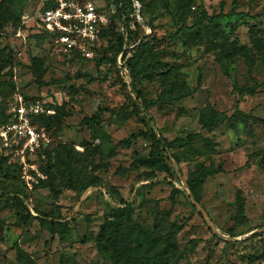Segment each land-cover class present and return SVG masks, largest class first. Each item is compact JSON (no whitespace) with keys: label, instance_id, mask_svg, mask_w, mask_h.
Wrapping results in <instances>:
<instances>
[{"label":"rangeland","instance_id":"rangeland-1","mask_svg":"<svg viewBox=\"0 0 264 264\" xmlns=\"http://www.w3.org/2000/svg\"><path fill=\"white\" fill-rule=\"evenodd\" d=\"M139 1L135 41L117 57L144 100L147 114L136 116L111 112L127 101L119 76L130 81L127 67L118 76L106 61L117 15L96 47L68 55L39 26L50 0H0V118L18 90L44 106L47 125L35 124L50 139L25 171L0 153V264H115L124 246L134 264H160L150 259L161 250L168 264H264V0ZM230 11L242 15L198 21ZM182 19L195 28L170 37ZM254 86L237 106L248 121L202 129L204 114L230 116L238 90ZM154 136L177 140L174 177ZM206 171L217 174L185 189ZM51 215L61 234L47 230Z\"/></svg>","mask_w":264,"mask_h":264},{"label":"built area","instance_id":"built-area-1","mask_svg":"<svg viewBox=\"0 0 264 264\" xmlns=\"http://www.w3.org/2000/svg\"><path fill=\"white\" fill-rule=\"evenodd\" d=\"M119 1L50 0V7L38 16L39 26L65 54L84 53L92 49L112 23L111 18L116 14L115 2ZM131 3L132 18L141 23V5L136 0ZM117 63H120L119 59ZM45 112L38 100L27 98L18 90L9 99L8 120L0 125V153L11 154L23 171L33 167L28 165L27 156L50 142L45 130L35 124V119Z\"/></svg>","mask_w":264,"mask_h":264},{"label":"trees","instance_id":"trees-1","mask_svg":"<svg viewBox=\"0 0 264 264\" xmlns=\"http://www.w3.org/2000/svg\"><path fill=\"white\" fill-rule=\"evenodd\" d=\"M105 1V0H104ZM140 5V1L136 0ZM51 3V2H50ZM50 3L47 5H44L43 9H46L48 7H50ZM121 4V6L119 5ZM115 9H116V14L118 16L119 19V25H120V34L116 39V45L115 47V52L112 56H110L109 58H106L107 63L110 64L111 67H113L116 71L118 76L120 75L122 69H124L125 67H127L128 71H129V76H130V81L129 82H125V80L123 78H121L119 76L120 79V83H121V88L122 91H124L125 94V98H126V103L120 107L119 109H113L111 110V112L113 113H118V114H125L127 113V111H131L132 113H134V115L136 116H141L143 113L147 114V110L145 108L144 105V100L141 97V93L139 90H137L136 85H135V80H134V75H133V70L131 68V66L129 65L128 61H126V64H122L119 65L117 63V57L118 55L121 54V59L125 58V52L127 51V49L125 48L126 44H128L130 41L134 42L135 41V37H136V26L140 25L134 18H132V14H133V9H132V3L131 0H120L119 2H115ZM0 14H4V9H0ZM238 15H242V14H237L233 11H230L229 13L223 14V13H219L216 15H208L206 12H202L201 14V18L198 21H207L210 23H216L220 20L223 19H227V18H232ZM140 16L142 18V5H141V9H140ZM246 16V15H245ZM247 17V16H246ZM123 18V19H121ZM143 20V18H142ZM195 28V24L187 27L184 23V20L182 19L180 21V26L178 28V30L172 34L170 37H177L179 36L183 31L186 32H190ZM114 26L112 24H110L101 34V37L103 36V34L105 33H113L114 32ZM50 36V35H49ZM51 37V36H50ZM100 37V38H101ZM52 39V37H51ZM100 41V40H99ZM98 41V42H99ZM97 42V43H98ZM97 43H95L92 46V49L94 47H96ZM3 69V65L0 62V78H1V71ZM255 86L252 87L251 89H246V90H238V100L236 101V108L233 111V113L230 116H227L224 113L221 114H215L212 111L207 112L206 114H204L201 117V127L202 129L206 130L209 129L215 125L221 124L223 122H228V123H235L238 121H242V122H246L248 121L251 117L249 114H245L243 112H241L237 106L240 103V99L243 97V93H246L248 95H252L253 93H255ZM200 89V82H198V84L196 85V87L184 94V95H180L177 96L174 100L179 101L181 99L190 97L192 94L196 93L198 90ZM237 89V88H236ZM17 91V90H16ZM16 91H14L13 93H15ZM13 93L11 94V96L13 95ZM7 107V106H6ZM7 108L4 109L2 116L0 118V125L4 124L7 122L8 120V116L6 114ZM96 117H91V118H86L83 120L84 123H91L93 121H95ZM44 122L46 121V119L44 118V116H39L38 118L35 119V122ZM150 121L152 122L153 120L150 119ZM45 125H47L46 122H44ZM191 136H188V139ZM154 138H156L154 136ZM177 140H174L172 142H166L161 136H158L156 138V143L161 147L162 151H164L165 156V164L169 169V172L171 174V177H174V168H173V163L175 162V156H173L170 152L171 146L176 142ZM0 159L2 158V155L0 154ZM177 163V162H175ZM217 174V171H206V172H202L200 174V176L197 179H193L190 180L189 182H187L188 188L190 189V191H192L193 189V185L199 181H204L207 177L213 176ZM71 183V182H70ZM92 186V183H88L85 185V189L89 188ZM69 189H74L71 184H69L67 186ZM195 198V196H194ZM196 203L198 202L197 198H195ZM129 209L130 206L127 204L124 207L119 208V211L122 214H127L129 213ZM44 220L41 219V222H43ZM47 223V230L51 233H60L64 230V226L65 224L63 223V221L59 218V216H49L48 220H45ZM108 225L113 226L114 229H117L119 227L118 222H107ZM129 230H131L132 232H135L136 234L142 236L145 239H151L149 232L144 229L143 227L139 226L138 224H134L131 223L128 225ZM122 253H124V256H120L118 252H116L111 259L113 260V262L115 264H134L131 262V260H133L132 258V250L128 247V246H124L122 249ZM151 261H155V260H159L160 264H168L167 260H166V251L165 250H161L159 251L157 254L153 255V257L150 259ZM26 264L28 262V259L25 260ZM139 264H146L144 262H140Z\"/></svg>","mask_w":264,"mask_h":264},{"label":"water","instance_id":"water-1","mask_svg":"<svg viewBox=\"0 0 264 264\" xmlns=\"http://www.w3.org/2000/svg\"><path fill=\"white\" fill-rule=\"evenodd\" d=\"M173 163V168H174V171L178 174V172H177V166H176V163L175 162H172ZM182 183L184 184V186H185V189H187L188 187H187V185L182 181ZM191 201H192V203L195 205V206H197V204H196V202L194 201V199L191 197ZM200 212L203 214V211L200 209Z\"/></svg>","mask_w":264,"mask_h":264}]
</instances>
